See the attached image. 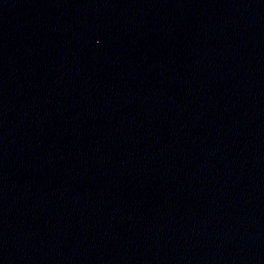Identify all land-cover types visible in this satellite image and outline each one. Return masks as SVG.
Segmentation results:
<instances>
[{"label": "water", "instance_id": "water-1", "mask_svg": "<svg viewBox=\"0 0 264 264\" xmlns=\"http://www.w3.org/2000/svg\"><path fill=\"white\" fill-rule=\"evenodd\" d=\"M0 264H264V0H0Z\"/></svg>", "mask_w": 264, "mask_h": 264}]
</instances>
